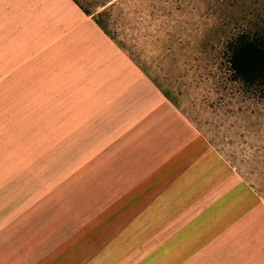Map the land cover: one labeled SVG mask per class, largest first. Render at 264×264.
I'll return each mask as SVG.
<instances>
[{
  "label": "rangeland",
  "instance_id": "obj_1",
  "mask_svg": "<svg viewBox=\"0 0 264 264\" xmlns=\"http://www.w3.org/2000/svg\"><path fill=\"white\" fill-rule=\"evenodd\" d=\"M73 1L115 51L1 79L0 264H250L264 86L228 48L264 0Z\"/></svg>",
  "mask_w": 264,
  "mask_h": 264
},
{
  "label": "crops",
  "instance_id": "obj_2",
  "mask_svg": "<svg viewBox=\"0 0 264 264\" xmlns=\"http://www.w3.org/2000/svg\"><path fill=\"white\" fill-rule=\"evenodd\" d=\"M99 43L106 54L115 51L110 38L73 0H0V81L13 79L19 70L43 68L40 63L52 60L65 44L82 45L98 57ZM256 212L260 219L250 227L242 250L249 253L250 264H264V207Z\"/></svg>",
  "mask_w": 264,
  "mask_h": 264
},
{
  "label": "trees",
  "instance_id": "obj_3",
  "mask_svg": "<svg viewBox=\"0 0 264 264\" xmlns=\"http://www.w3.org/2000/svg\"><path fill=\"white\" fill-rule=\"evenodd\" d=\"M88 15V11L76 2ZM98 14L96 24L108 35L105 24ZM228 65L235 81L249 86H264V30L249 34H239L228 48Z\"/></svg>",
  "mask_w": 264,
  "mask_h": 264
}]
</instances>
